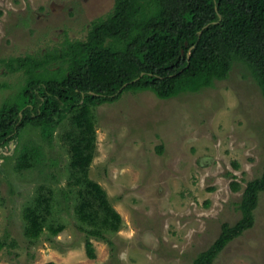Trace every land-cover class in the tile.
I'll return each instance as SVG.
<instances>
[{
	"label": "rangeland",
	"instance_id": "rangeland-1",
	"mask_svg": "<svg viewBox=\"0 0 264 264\" xmlns=\"http://www.w3.org/2000/svg\"><path fill=\"white\" fill-rule=\"evenodd\" d=\"M113 3L0 0V59L40 55L60 48L65 39H81L90 20L107 15ZM234 69L229 79L197 92L160 99L150 91H126L94 108L96 148L88 176L106 190L123 221L120 230L107 234L112 245L89 237L94 258L86 254L87 235L71 204L65 208L62 202L54 210L64 223L57 235L45 227L30 241L23 233L22 208L35 187L66 184L68 154L58 133L67 121L54 134L50 154L61 157L53 178H41L37 168L19 175L12 156H4L20 148L21 140L2 145L0 237L8 234L17 245L0 252V264H191L218 236L221 223L232 225L240 218L243 188L264 166V102L253 83ZM19 73H8L0 64V85L4 80L12 85ZM10 93V87L1 88L0 100ZM232 181L238 190H232ZM253 215V225L231 240L213 264H264V192Z\"/></svg>",
	"mask_w": 264,
	"mask_h": 264
},
{
	"label": "trees",
	"instance_id": "trees-1",
	"mask_svg": "<svg viewBox=\"0 0 264 264\" xmlns=\"http://www.w3.org/2000/svg\"><path fill=\"white\" fill-rule=\"evenodd\" d=\"M0 64L8 73L21 72L12 85L5 80L0 85V90L12 89L0 100V147L21 140L20 148L4 156H12L16 173L37 168L41 178L55 176L61 156L50 154L54 134L67 121L58 133L68 154L66 184L35 187L22 208L23 233L30 241L45 227L57 235L64 223L54 210L62 202L65 208L71 204L87 235L86 254L94 258L89 237L112 245L107 234L123 224L106 190L88 176L96 148L94 108L115 102L126 91H150L160 99L197 92L229 79L234 68L264 102V0H114L107 15L90 20L85 37L65 39L60 48L40 55L1 58ZM230 184L239 189L236 181ZM243 189L240 218L232 225L221 223L218 236L191 264H213L231 240L253 225L264 192V166ZM16 245L8 234L0 237V252Z\"/></svg>",
	"mask_w": 264,
	"mask_h": 264
},
{
	"label": "water",
	"instance_id": "water-1",
	"mask_svg": "<svg viewBox=\"0 0 264 264\" xmlns=\"http://www.w3.org/2000/svg\"><path fill=\"white\" fill-rule=\"evenodd\" d=\"M188 54H189V52L187 53V55H188ZM124 85H125V84H124ZM124 85H123V86H124ZM12 144H13L12 141H10V146H12Z\"/></svg>",
	"mask_w": 264,
	"mask_h": 264
}]
</instances>
